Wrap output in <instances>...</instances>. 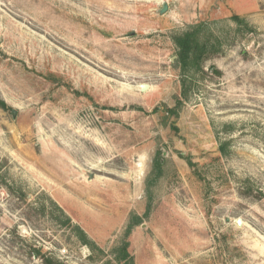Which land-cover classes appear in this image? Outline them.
I'll use <instances>...</instances> for the list:
<instances>
[{
	"label": "rangeland",
	"instance_id": "1",
	"mask_svg": "<svg viewBox=\"0 0 264 264\" xmlns=\"http://www.w3.org/2000/svg\"><path fill=\"white\" fill-rule=\"evenodd\" d=\"M200 21L224 52L165 121ZM0 100V264H117L159 149L135 264H264V0H0Z\"/></svg>",
	"mask_w": 264,
	"mask_h": 264
},
{
	"label": "trees",
	"instance_id": "2",
	"mask_svg": "<svg viewBox=\"0 0 264 264\" xmlns=\"http://www.w3.org/2000/svg\"><path fill=\"white\" fill-rule=\"evenodd\" d=\"M232 19L238 24H246L245 20L238 14H233ZM172 39L177 46V58L174 61V66L179 69L181 76V91L176 96V104L172 107L164 105L166 115L165 121H169L172 117H178L182 105L188 100L190 94L194 90L197 77L206 73L204 64L207 60L224 52V39L209 27L204 21L197 22L189 26L186 30L172 35ZM217 74L221 72L212 66ZM80 93L79 91H75ZM0 107L3 109L9 108L7 104L0 100ZM173 127H177L173 124ZM176 129V128H175ZM221 151H224V144L221 145ZM166 158L162 155V150L156 151L151 164V170L145 179V189L148 194V203L146 212L143 216L138 214H131L127 228L125 231V238L123 241L112 249L113 255L117 264H135L134 256L131 254L129 247L130 242L127 237L131 234L133 228L140 225L145 218H147L152 209L153 190L152 188L158 183L159 179L165 174ZM191 165L193 162L188 160ZM66 225L72 226V220L67 216L64 221ZM77 235L84 243L95 246V243L88 239L87 234L78 225L72 226ZM37 255L42 256L46 264H63L53 260V258L46 257L41 250H35Z\"/></svg>",
	"mask_w": 264,
	"mask_h": 264
},
{
	"label": "water",
	"instance_id": "3",
	"mask_svg": "<svg viewBox=\"0 0 264 264\" xmlns=\"http://www.w3.org/2000/svg\"><path fill=\"white\" fill-rule=\"evenodd\" d=\"M168 9L167 4L163 5V8L161 9V12H165ZM148 88L147 84H141V90H146ZM16 113V111H13V115ZM239 224H241V220H238Z\"/></svg>",
	"mask_w": 264,
	"mask_h": 264
},
{
	"label": "bare ground",
	"instance_id": "4",
	"mask_svg": "<svg viewBox=\"0 0 264 264\" xmlns=\"http://www.w3.org/2000/svg\"><path fill=\"white\" fill-rule=\"evenodd\" d=\"M147 89H148V88H147ZM147 89H146V90H147ZM143 91H145V90H143Z\"/></svg>",
	"mask_w": 264,
	"mask_h": 264
}]
</instances>
